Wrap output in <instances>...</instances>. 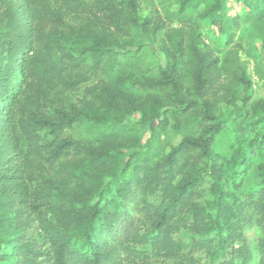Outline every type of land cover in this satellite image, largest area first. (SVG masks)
Wrapping results in <instances>:
<instances>
[{
    "label": "trees",
    "instance_id": "trees-1",
    "mask_svg": "<svg viewBox=\"0 0 264 264\" xmlns=\"http://www.w3.org/2000/svg\"><path fill=\"white\" fill-rule=\"evenodd\" d=\"M177 1L185 29L169 36L159 77L137 83L163 92V129L193 115L197 133L159 161L130 153L101 189L93 181L116 171L115 157L72 130L98 104L115 108L124 98L102 74L129 29L156 34L165 21L154 10L141 22L140 0H0V264H200L204 252L209 264H264V185L244 197L220 187L224 156L214 143L225 121L215 100L229 70L199 29L207 21L231 45L242 16L230 14L228 0ZM195 1L203 11L185 14ZM239 1L264 34V0ZM237 70L248 92L251 80ZM208 177L214 210L200 202Z\"/></svg>",
    "mask_w": 264,
    "mask_h": 264
},
{
    "label": "rangeland",
    "instance_id": "rangeland-1",
    "mask_svg": "<svg viewBox=\"0 0 264 264\" xmlns=\"http://www.w3.org/2000/svg\"><path fill=\"white\" fill-rule=\"evenodd\" d=\"M141 11L139 19L157 10L165 21V27L154 34V31H144L140 26H133L129 34L120 41L114 56L105 65L102 77L112 87L118 89L124 98L118 99L117 107L108 108L98 104L90 111L91 116L85 122L76 126L72 134L77 138H98L115 157L116 171L105 178L93 181L94 187L105 184L120 174L126 157L132 152H139L140 159L152 162L159 161L170 148L185 135H194L198 130V118L191 115L176 124L170 119V124L163 129L159 125L160 118L166 110L162 101L163 92L149 91L141 88L137 82L147 79H157L160 67L166 62V47L170 37H176L185 29L175 15L180 11L177 0H140ZM205 8L204 4L195 1L186 8L185 14L196 17ZM229 12L232 16L241 15L234 43L226 45L224 37H216L207 21L199 22L206 43L220 56L229 74L223 75V81L228 88H223L221 95L215 100L216 111L225 121V128L216 137L214 149L224 156L222 163L223 178L220 187L225 192H234L240 197L250 190L264 185V177L259 165L264 164V34L261 26L247 22L245 15L250 8L243 1L228 0ZM243 68L251 85L246 92L243 82L235 79L232 72ZM93 84V82L91 83ZM249 96L245 100L246 96ZM83 96V89L70 96L75 100ZM130 99L142 103L147 117L139 110L132 109ZM154 120L157 124L154 131L143 122ZM88 168V166H85ZM214 179L208 177L204 187V195L200 202L214 210L216 198L213 190ZM240 184L239 187H236ZM121 192L109 195L113 203L119 202ZM114 206V204H111ZM178 237H185L184 234ZM237 241L235 246H241ZM200 264H209L207 253L199 255ZM159 262L153 261L154 264Z\"/></svg>",
    "mask_w": 264,
    "mask_h": 264
}]
</instances>
